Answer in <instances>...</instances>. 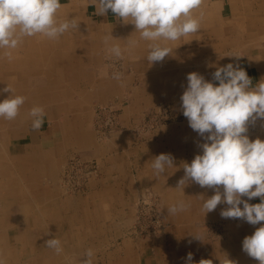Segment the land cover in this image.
I'll use <instances>...</instances> for the list:
<instances>
[{
    "label": "crops",
    "instance_id": "1",
    "mask_svg": "<svg viewBox=\"0 0 264 264\" xmlns=\"http://www.w3.org/2000/svg\"><path fill=\"white\" fill-rule=\"evenodd\" d=\"M81 1L87 3L86 9L93 19L91 22L85 23L77 15L78 0H60L62 7L58 18H75L80 23L78 28L80 26L84 29L86 35L78 37L77 28L66 32L58 40H50L42 35L26 37L12 51L11 60L4 55L5 50H0V90L3 85L13 87V92L21 89L17 91L21 93L18 95L27 98L16 120H0L9 141L5 154L22 164L23 169L30 175L41 173V180H44L43 171L49 164L58 165L61 172L63 156L70 150L85 151L86 156L88 150L104 155L102 177L91 183L88 195H64L56 203H59L53 216L56 220L48 235L58 238L63 248L62 253L68 251L72 256L70 260H64L65 262L61 258H54L53 264H81L88 249L94 252L92 264H186L187 255L192 251V264H200L201 260H207L205 264H230V261L233 264H259L258 260L249 257L242 250V242L246 236L264 226V221L251 225L241 218H222L221 210L228 207L225 203L205 213L202 205L204 200L215 194L213 188H202L191 181L183 189L177 188L178 181L185 175L183 164H190L196 155L202 154L199 145L205 142L191 129L185 116L174 118L159 128L147 144L136 143L134 138L124 133L100 144L90 129L91 126L89 127L92 111L86 102L91 101L93 96L90 87H96L100 92L98 95L102 94L103 98H111L113 93H117L119 103H123L121 118L126 123L163 101H171L168 104L177 116L179 109L183 113L182 101L178 97L187 88V75L196 72L218 86L219 82L213 80V73L229 63L243 68L255 86L264 80V0H203L201 8L193 13L196 17H200L202 13L201 29L198 33L177 41L161 42L172 49V52L162 62L156 63L147 61L149 42L140 39L133 24L115 17L111 10L104 16L97 15L93 0ZM94 28L97 36L91 34ZM109 34L115 38L109 43L120 45L122 57L125 58V71L121 80L113 82L105 77L96 79L98 72L94 64H88L83 71L80 69L78 72V60L85 58L83 55L88 53L87 59L97 61H103L110 56L108 45L104 42L105 36ZM133 41L134 44L131 43ZM130 53L134 54V60ZM178 59H182L184 64L187 61L193 65L184 69L183 80L174 78L183 69L176 68L172 61ZM56 67L60 68L59 72L58 69L54 70ZM129 67L137 74L133 75L138 77L139 84H135L136 80ZM108 70L109 67L105 65L102 75ZM77 73L85 77L84 81H78ZM18 75L28 79L19 81ZM31 76H36L38 82L46 85L50 82L55 86L47 89L44 85L45 87L31 90ZM6 93L9 95L10 92ZM77 94L81 95V100L74 96ZM34 106L44 108V122L52 127L39 131L32 129L29 112ZM246 134L250 140H264V121L257 120L255 124H249ZM20 138L29 140L28 150L24 146L14 147V140ZM162 153L171 154L174 167L167 168L163 175L156 176L151 165L154 158ZM56 184L57 182L49 187L58 194L60 189L58 190ZM144 185H150L162 194L165 219L170 226L161 240L169 244L167 251L162 250L163 245L160 244L151 252L150 244L142 246L136 240L125 236L121 243L116 240L125 235L126 227L133 223L131 216H126V209L130 206L134 192L130 188ZM43 186L44 184H38L36 188L39 190ZM220 187L223 191L222 186ZM56 198L59 197L54 199ZM178 201H184L190 207L175 215L169 214L168 208ZM248 202L254 205L261 200L255 197ZM208 220H224L230 224L227 226V242H215L205 237V232L199 225ZM195 235H199L202 240ZM42 245L44 249L40 247L41 250L49 249L45 247V242L40 244ZM114 245L115 249H111ZM115 251L119 253L117 256L111 254ZM95 252H101L106 262Z\"/></svg>",
    "mask_w": 264,
    "mask_h": 264
},
{
    "label": "clouds",
    "instance_id": "2",
    "mask_svg": "<svg viewBox=\"0 0 264 264\" xmlns=\"http://www.w3.org/2000/svg\"><path fill=\"white\" fill-rule=\"evenodd\" d=\"M202 3L203 0H93L97 15L104 16L111 10L115 17L135 26L140 39L149 42V63L162 62L172 52L161 42L198 33L202 13L200 17L193 13ZM61 7L60 0H0V50H5L4 55L11 60L12 51L26 37L42 35L58 40L66 32L77 30L79 21L75 18H58ZM111 40H115L111 34L104 38L108 53L121 58L120 45L110 44ZM112 78L120 81L121 74L114 73ZM213 80L219 82L218 86L196 72L187 75V88L181 96L183 115L205 142L199 145L202 154L196 155L190 164H183L185 175L177 188L183 189L189 181L202 188H213L215 194L202 205L205 213L225 203L228 207L221 210L222 218H241L257 225L264 221V140H250L246 133L249 124L264 121V80L253 86L247 72L232 63L217 68ZM0 92H10L0 101V118L14 120L27 98L15 95L9 86ZM29 115L32 129H42L44 108L34 106ZM173 162L171 154L162 153L154 158L151 167L160 176L167 168L174 167ZM255 197L261 202L250 204L248 200ZM189 207L184 201H178L168 208V213L175 215ZM195 236L202 240L199 235ZM45 247L57 255L63 252L61 241L56 237L46 240ZM242 250L264 264V226L243 239ZM93 256V250L88 249L81 264H92ZM192 260V253H188L186 264H192ZM205 261L201 260L200 264Z\"/></svg>",
    "mask_w": 264,
    "mask_h": 264
},
{
    "label": "rangeland",
    "instance_id": "3",
    "mask_svg": "<svg viewBox=\"0 0 264 264\" xmlns=\"http://www.w3.org/2000/svg\"><path fill=\"white\" fill-rule=\"evenodd\" d=\"M76 5L78 9L77 15L81 18V20L85 21V23H88L89 21L91 22L93 19L91 17V13L86 9L87 3H85V1L83 2L78 0ZM59 19L63 20V18ZM96 33L97 30L95 28L91 30V34L93 36H97ZM77 35L78 37L86 35L84 33V29H82L80 26L78 28ZM88 55L89 54L87 53V55H83L85 58L78 60V72H80V69L83 71L86 65L94 64L98 72L96 79L105 77L107 80H112L114 82L117 81L112 78L114 73H119L121 74V77L123 76L125 71L124 57L116 58L115 56H111L109 54L110 56L107 59H104L103 61H97L87 59ZM129 55L132 60L135 59L133 53H130ZM172 61L175 63L176 68H183L180 71V75H176L174 78L179 80L182 78L183 80L185 78V76L182 75L185 71L184 69H187L188 67L191 68L193 65H190V63L187 61H185L184 64L182 59ZM105 65L109 67V70L105 71L102 75V68H105ZM56 69H58V72L60 71V68L56 67L54 70ZM129 70L132 75L135 73L133 68L129 67ZM79 74L77 75L78 81H84L85 77H82ZM17 77L19 81L28 79L22 75H18ZM134 78L136 80L135 84H139L140 81L138 80V77L134 76ZM51 80L53 81V79ZM30 82L31 90L40 86L45 87L44 85H46L44 82L38 83V78L36 76H33V78L31 76ZM36 82L37 84L41 85H37ZM53 86L55 85L49 82V85H46L45 88L48 89L49 87L51 88ZM4 88L5 86L3 85V89ZM14 88L16 87L14 86ZM90 89L93 90V96L91 101L86 102L89 104L88 107L92 111L89 127L91 126L90 129L93 131L97 142L100 144L105 143V141L108 139L120 136L123 133L134 138L136 143L147 144L150 142L152 134L155 133L159 128H162L165 124L174 120V118L178 119L184 116L180 109L177 111L178 114L176 116L173 112L172 106L168 104L171 101H163L159 102L160 104L158 103L157 106L145 110L140 115L136 116V118H133L130 123H126L121 118L123 103H119L120 98L117 99L118 96L116 92L113 93L111 98H103L102 94L98 95L100 92L96 87H90ZM17 91H14L15 95L21 94ZM7 95L8 94L6 92H0V101L6 99L10 93L8 96ZM74 96H78V100L82 99L81 95L79 94ZM178 98H181L180 93ZM103 105H108L111 108L106 111L104 120L101 119L100 123V118L98 116L101 114ZM0 120L4 119L0 118ZM106 120H108L109 123H107ZM50 125L51 124L48 122H44L42 127L43 130L50 128ZM4 131L5 129L2 130V126L0 124V245L4 247L3 249L0 248V264H53L54 258L59 259L61 256L63 262H65L64 260H70L72 256L70 252L67 251L57 255L52 249H48L47 251L41 250L40 247L44 249V245L40 246V244H44L46 240L53 238L48 234L51 232L50 228L53 226L54 221L56 220L53 217L55 216L56 203L59 201L56 199H60L61 197L64 198V195L70 197L87 196L88 192H90L91 183L102 177L104 155L100 152L94 153V151L88 150V155L86 156L84 154L85 151L75 149L70 150L63 156L64 163L62 165L63 169L61 168L60 170L61 172H59L58 165H49L45 170L46 173L43 171L45 176V178L43 177L45 180L44 181L41 180V173L36 172L30 175L23 169L22 164L15 162V160L13 161L10 157H8V155L5 154L8 146L7 143L9 141H7L8 139L5 137ZM28 143L29 140L27 138L15 139L14 147L17 146L21 148L24 146V149L28 150ZM10 176L13 178L10 179ZM66 181L69 183L67 184ZM55 182H57L56 186L58 190L60 188L63 189H60L61 191L59 190L58 194L56 193V190L54 193L53 188L49 187H53ZM47 183H49V185H46ZM38 184H44V186L38 188L39 190H37L36 187ZM62 184H64V186ZM45 189L47 190L45 191ZM130 189H133L134 192H131L133 198L130 200V206L126 209V216L128 218L131 216L133 223L126 227L124 233L125 235H121V237L116 240L121 243L123 238L128 237V239L136 240V243L138 244L141 243L142 246H144V244H147V246L150 244L149 250L151 252H154V250L157 249L158 245L160 244L163 245L162 250H169V244L164 243L165 241H161L164 238L167 228L170 227L165 219L164 206L161 205L163 198L162 194L158 193V191H156L155 188L150 185L139 186L137 188H134L133 186ZM21 191L23 193H21ZM56 196L59 198L54 199ZM23 214H25L27 217L25 215L23 217ZM158 218H160L162 221L164 219L163 223L158 224ZM226 224L227 226H230V224L226 223L224 220H208L202 222L199 226L205 232L206 238L215 242L223 241L225 243L228 241L227 237L229 234L227 232L228 230L226 229L227 227L225 226ZM118 242H115V244H119ZM111 249H115V245ZM96 254L100 259L106 262L101 252ZM111 254H115L117 256L119 253L115 251ZM106 255L108 254L106 253ZM108 258L112 259V257ZM46 259H48L47 262L45 261Z\"/></svg>",
    "mask_w": 264,
    "mask_h": 264
},
{
    "label": "bare ground",
    "instance_id": "4",
    "mask_svg": "<svg viewBox=\"0 0 264 264\" xmlns=\"http://www.w3.org/2000/svg\"><path fill=\"white\" fill-rule=\"evenodd\" d=\"M112 31V30H111ZM220 33V32H219ZM76 35V34H75ZM2 57V56H1ZM44 59V58H43ZM49 61H51V60H49ZM112 63V62H111ZM50 65V64H49ZM53 66H55V65H53ZM9 69H10V67H9ZM3 70V69H2ZM6 70V69H5ZM50 70V69H49ZM116 70V69H115ZM37 73V72H36ZM35 74V73H34ZM54 74V73H53ZM136 74V73H135ZM48 75V74H47ZM33 78V77H32ZM48 78V77H47ZM90 78V77H89ZM261 78V77H260ZM54 79V78H53ZM54 81V80H53ZM41 82V81H40ZM78 82V81H77ZM39 83V82H38ZM79 83V82H78ZM36 84H37V82H36ZM76 84V83H75ZM37 85H39V84H37ZM168 85V84H167ZM48 92V91H47ZM2 93V92H1ZM87 98V97H86ZM83 99H85V98H83ZM160 104V103H159ZM50 105V104H49ZM98 106V105H97ZM57 108V107H56ZM164 108V107H163ZM61 109V108H60ZM25 110V109H24ZM55 110V109H54ZM23 111V110H22ZM161 111V110H160ZM49 112H50V110H49ZM154 113V112H153ZM115 114V113H114ZM50 116V115H49ZM151 116V115H150ZM160 116V115H159ZM68 117V116H67ZM96 117V116H95ZM16 120V119H15ZM55 123V122H54ZM64 123V122H63ZM154 124V123H153ZM9 125V124H8ZM67 125V124H66ZM69 126V125H68ZM52 127V126H51ZM117 127V126H116ZM145 128V127H144ZM140 130V129H139ZM23 131V130H22ZM48 136V135H47ZM46 136V137H47ZM8 137V136H7ZM51 140V139H50ZM48 143V142H47ZM65 143V142H64ZM80 144V143H79ZM64 145V144H63ZM14 150H16V149H14ZM96 152V151H95ZM14 153V152H13ZM50 165V164H49ZM62 167V166H61ZM86 167V166H85ZM66 168V167H65ZM14 169V168H13ZM49 169H50V167H49ZM63 169V168H62ZM16 171V170H15ZM51 171V170H50ZM51 173V172H50ZM57 173H58V171H57ZM56 173V174H57ZM69 173V172H68ZM51 175V174H50ZM66 175H67V173H66ZM69 175V174H68ZM5 176V175H4ZM52 176V175H51ZM64 176V175H63ZM62 176V177H63ZM6 177V176H5ZM54 177V176H53ZM13 178V177H12ZM11 178V176H10V179H12ZM6 179V178H5ZM55 179V178H54ZM56 180V179H55ZM79 180V179H78ZM0 181H1V179H0ZM65 181V180H64ZM64 181H63V183H64ZM67 182V181H66ZM69 182H67V184H68ZM1 185V184H0ZM63 186H64V184H62ZM66 185V184H65ZM61 186V185H60ZM21 188V187H20ZM67 188V187H66ZM10 189V188H9ZM61 189V188H60ZM61 190H63V189H61ZM71 191V190H70ZM69 191V192H70ZM21 193H23L22 191H21ZM3 195V194H2ZM143 195V194H142ZM20 196H21V194H20ZM9 198H11V197H9ZM31 198V197H30ZM2 199V198H1ZM4 199V198H3ZM16 199V198H15ZM59 201H60V199H59ZM74 201V200H73ZM149 201V200H148ZM18 202V201H17ZM76 202V201H75ZM53 203V202H52ZM70 203V202H69ZM74 203V202H73ZM20 204V203H19ZM59 204V203H58ZM57 204V205H58ZM15 205H17V204H15ZM36 205V204H35ZM56 205V204H55ZM162 206H163V202H162V204H161ZM23 206V205H22ZM23 208V207H22ZM42 208V207H41ZM71 208V207H70ZM18 209V208H17ZM1 211V210H0ZM65 211V210H64ZM23 212V211H22ZM60 213V212H59ZM40 214V213H39ZM24 215L25 214H23V217H24ZM26 216V215H25ZM37 216V215H36ZM27 217V216H26ZM40 217V216H39ZM162 218H163V216H162ZM20 219V218H19ZM23 219V218H22ZM42 219H43V217H42ZM70 219H71V216H70ZM25 220H27V219H25ZM205 220V219H204ZM17 221H18V219H17ZM41 221V220H40ZM163 221H164V219H163ZM163 221L160 219V218H158V224H160V223H163ZM20 222V221H19ZM17 223V222H16ZM21 223V222H20ZM22 223H25V222H22ZM55 223V222H54ZM165 223V222H164ZM20 225H22V224H20ZM31 225V224H30ZM54 225V224H53ZM17 226H19V225H17ZM226 227H227V224L225 225ZM7 228V227H6ZM24 228V227H23ZM36 228V227H35ZM52 228V227H51ZM50 228V229H51ZM55 228V227H54ZM39 229V228H38ZM65 229V228H64ZM188 229V228H187ZM227 230H228V227L226 228ZM3 230H4V228H3ZM41 230V229H40ZM44 230V229H43ZM47 230V229H46ZM198 230V229H197ZM195 231V230H194ZM221 231V230H220ZM235 231V230H234ZM228 232V231H227ZM20 233V232H19ZM192 233V232H191ZM229 233V232H228ZM13 234V233H12ZM15 235H16V233H15ZM232 235V234H231ZM188 236V235H187ZM4 237V236H3ZM232 237V236H231ZM230 237V238H231ZM194 238V237H193ZM234 238V237H233ZM232 238V239H233ZM16 239V238H15ZM14 239V240H15ZM23 239V238H22ZM190 240V239H189ZM195 240V239H194ZM231 241V240H230ZM234 241V240H233ZM188 242V241H187ZM190 242V241H189ZM17 243V242H16ZM74 245H76V244H74ZM5 246V245H4ZM187 246V245H186ZM191 246V245H190ZM67 247V246H66ZM188 247V246H187ZM0 248L1 249H3L4 247L3 246H1L0 245ZM26 248V247H25ZM152 248V247H151ZM9 249V248H8ZM68 249V248H67ZM75 249V248H74ZM185 250V249H184ZM77 251V250H76ZM188 251V250H187ZM213 251V250H212ZM193 252V251H192ZM191 252V253H192ZM227 251H225V253H226ZM43 254V253H42ZM227 254H228V252H227ZM243 254V253H242ZM226 255V254H225ZM61 256V255H60ZM213 256V255H212ZM9 257V256H8ZM61 258H62V256H61ZM245 258V257H244ZM248 258V257H247ZM36 260V259H35ZM185 260V259H184ZM225 261V260H224ZM4 262V261H3ZM60 262V261H59ZM183 263H184V261H183Z\"/></svg>",
    "mask_w": 264,
    "mask_h": 264
},
{
    "label": "built area",
    "instance_id": "5",
    "mask_svg": "<svg viewBox=\"0 0 264 264\" xmlns=\"http://www.w3.org/2000/svg\"><path fill=\"white\" fill-rule=\"evenodd\" d=\"M109 108H111V107L108 105H103L102 110H101V114H99V116H98L100 118V123H101V119L104 120V117L106 115V111L109 110ZM106 122L109 123L108 120H106ZM110 124H112V123H110Z\"/></svg>",
    "mask_w": 264,
    "mask_h": 264
}]
</instances>
